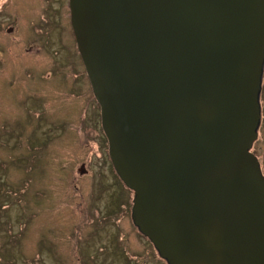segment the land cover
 <instances>
[{
	"label": "water",
	"instance_id": "1",
	"mask_svg": "<svg viewBox=\"0 0 264 264\" xmlns=\"http://www.w3.org/2000/svg\"><path fill=\"white\" fill-rule=\"evenodd\" d=\"M131 217L166 264H264V0H68Z\"/></svg>",
	"mask_w": 264,
	"mask_h": 264
},
{
	"label": "rangeland",
	"instance_id": "2",
	"mask_svg": "<svg viewBox=\"0 0 264 264\" xmlns=\"http://www.w3.org/2000/svg\"><path fill=\"white\" fill-rule=\"evenodd\" d=\"M9 3L0 0V264H165L132 227L133 193L110 165L66 0ZM259 100L251 152L264 176V69Z\"/></svg>",
	"mask_w": 264,
	"mask_h": 264
},
{
	"label": "flooded vegetation",
	"instance_id": "3",
	"mask_svg": "<svg viewBox=\"0 0 264 264\" xmlns=\"http://www.w3.org/2000/svg\"><path fill=\"white\" fill-rule=\"evenodd\" d=\"M5 5H9L10 7H12V8H14V6H13V3H9V0H6V4H3V6L2 7H4ZM58 5V7L60 8V10H63V6L61 5V3H59V4H57ZM68 7V10H69V1L68 0H66V8ZM59 10V11H60ZM68 18H69V23H70V10H69V16H68ZM12 26H9V29H8V32L10 31H12ZM97 103V102H96ZM98 105V104H97ZM98 108H99V105H98ZM99 120H100V130H101V134H102V136L104 137V139H105V142H106V137H105V135H104V133H102L103 131H102V128H101V119H100V108H99ZM107 152H108V148H107ZM108 157H109V155H108ZM109 161H110V158H109ZM110 165L112 166V164H111V161H110ZM112 168H113V166H112ZM113 171H115L114 170V168H113ZM117 175V174H116ZM126 187V186H125ZM127 188V187H126ZM128 189V188H127ZM129 190V189H128ZM130 192H132V191H130ZM98 198V197H97ZM132 200H133V198H131L130 199V201L127 203V206L126 207H128V210H129V219H130V221H131V224H132V227L134 226L133 225V222H132V217H131V209H132ZM86 214V213H85ZM134 229H135V233H136V235L137 236H139L140 237V239H142L144 242H145V244H149L150 245V247L153 249V251L156 253V251H155V249H154V247H153V245L149 242V240L148 239H146L143 235H141L139 232H138V230L135 228V226H134ZM133 230V229H132ZM78 236H79V234H77ZM1 247H3V246H1ZM0 247V248H1ZM5 247H7L10 251H12L11 249H10V246L9 245H5ZM14 253V251H12V254ZM4 254H8V251H6V252H4ZM156 255H157V253H156ZM157 257H158V259H159V261H163L158 255H157ZM12 262V261H11ZM166 264V263H165Z\"/></svg>",
	"mask_w": 264,
	"mask_h": 264
}]
</instances>
